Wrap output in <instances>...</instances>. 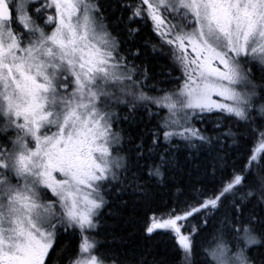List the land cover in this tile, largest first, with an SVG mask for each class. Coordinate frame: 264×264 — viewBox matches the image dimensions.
Listing matches in <instances>:
<instances>
[{
  "label": "snow or ice",
  "instance_id": "snow-or-ice-1",
  "mask_svg": "<svg viewBox=\"0 0 264 264\" xmlns=\"http://www.w3.org/2000/svg\"><path fill=\"white\" fill-rule=\"evenodd\" d=\"M0 264H264V0H0Z\"/></svg>",
  "mask_w": 264,
  "mask_h": 264
},
{
  "label": "trees",
  "instance_id": "trees-1",
  "mask_svg": "<svg viewBox=\"0 0 264 264\" xmlns=\"http://www.w3.org/2000/svg\"><path fill=\"white\" fill-rule=\"evenodd\" d=\"M105 2L106 0H101V3H105ZM146 35L147 32L145 33V36ZM164 62L165 61L163 59L154 60L152 62L154 71L158 73L160 71V65L163 64ZM145 119H147V117H145ZM200 187L201 185L197 184V188ZM138 211L139 214L135 217L132 223H125V221L129 219L130 213L125 214V216L119 222L114 221V219L112 218L106 217L107 224L109 225H112L114 223L118 224L117 230L122 234L123 239L117 241V244L121 246L124 250H127L129 253L140 251L146 243L143 239V233L140 231V229L143 227L144 222L151 215V212L148 210V208H143ZM108 239L109 241H111V236H108ZM157 252L161 257H163L164 254L163 245L157 246Z\"/></svg>",
  "mask_w": 264,
  "mask_h": 264
}]
</instances>
